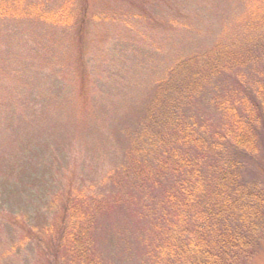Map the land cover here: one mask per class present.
<instances>
[{"label":"rangeland","instance_id":"1","mask_svg":"<svg viewBox=\"0 0 264 264\" xmlns=\"http://www.w3.org/2000/svg\"><path fill=\"white\" fill-rule=\"evenodd\" d=\"M217 53L230 66L186 98L171 70ZM263 80L264 0H0V264H159L171 180L218 177L215 157L264 201ZM176 98L217 153L171 124L149 145L148 111ZM178 153L203 163L161 173ZM261 214L236 264H264Z\"/></svg>","mask_w":264,"mask_h":264},{"label":"trees","instance_id":"2","mask_svg":"<svg viewBox=\"0 0 264 264\" xmlns=\"http://www.w3.org/2000/svg\"><path fill=\"white\" fill-rule=\"evenodd\" d=\"M219 58L220 55L217 53L212 61L203 55L181 59L173 71L171 70L172 74H170V77L171 75L180 77L178 83L180 85L181 81L183 88L181 91L185 93L186 98L191 95H198L209 82V80L206 82L207 79L204 77L206 72L210 71L209 75L217 76L224 73V67L220 68L222 65L225 66L227 64V66H230V62L224 63V57L221 58L222 60ZM207 59L208 63H206ZM80 81L84 82L83 72L80 73ZM167 83L171 85L173 80L169 79ZM210 83L211 81L207 85H210ZM258 89L260 90L259 93L262 92L261 94L264 97V80L262 84H258ZM233 91L235 90L233 89ZM175 96H178L177 92ZM177 98L171 100L170 105H167L166 101L161 104L160 108L156 107L154 111H148L146 115V118L150 116L148 125L154 128L153 132L155 133L151 134V130L148 131L153 140L149 139V145H154L155 139L158 140L155 135H161L163 130H167V128L172 129L167 127L171 124L177 131L174 136L179 138V141L182 140L185 143L182 138L185 137L189 141L187 143L192 145L195 150L204 152L208 146L217 153L221 146L216 141L207 143L206 140L203 139L202 142L200 140L202 138L196 137V133L193 131L196 128L193 121L194 118L192 117L191 119L189 117L183 108L184 105H181ZM232 98L235 97L233 96ZM237 100L239 101L236 98L234 103ZM241 103L246 105L244 100ZM254 104L260 108H257L260 111L258 115H263L259 121L263 119L264 122V114H262L264 102L257 103L254 99ZM228 111L230 124L235 127L233 131L236 130L235 133H231L232 137L235 139L238 137L237 141L239 143L242 141L240 136L237 135L242 128L240 113H237L236 108L228 109ZM171 133H174V131L172 130ZM175 157L176 159L171 158L172 164L170 167L167 165L170 163L164 160L161 166V173L167 172V168H169L171 172L178 171L179 174H183L184 169L195 165L196 162L199 161L200 165L203 163L202 159L195 161V157L190 158L184 154L178 153ZM198 157H202V155L200 154ZM211 159L213 166L208 174L210 177V174H218V177L212 176L211 178L212 182H215L212 187L211 182H209L211 179L205 178L202 174H200L199 181H193L192 176H189V174L180 176L177 181L174 177L179 176L175 174L171 180V182L175 181L172 184L179 185L178 191H172L171 196V200L176 203L174 208L176 210L175 219L178 228L175 230L170 229V225L166 228L169 229L167 230L165 242L172 245V247L165 250L166 259L159 264H236L239 258L247 253L246 245L251 242V239L245 230H252L254 223L259 219L258 217L262 216L263 193L262 191L259 192V189H240L237 167L233 166L231 172H228L229 163L226 159L221 162L216 160L217 157ZM215 169L217 170L215 171ZM224 170H227V175L224 174ZM234 194L236 195L234 196ZM189 207H193V213L191 211V214L187 213L186 210Z\"/></svg>","mask_w":264,"mask_h":264}]
</instances>
